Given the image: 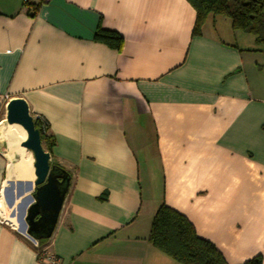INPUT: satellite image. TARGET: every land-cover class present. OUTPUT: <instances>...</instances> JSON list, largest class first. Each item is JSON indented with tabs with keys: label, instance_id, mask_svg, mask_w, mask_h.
Masks as SVG:
<instances>
[{
	"label": "crops",
	"instance_id": "crops-1",
	"mask_svg": "<svg viewBox=\"0 0 264 264\" xmlns=\"http://www.w3.org/2000/svg\"><path fill=\"white\" fill-rule=\"evenodd\" d=\"M195 21L188 0H0V116L25 99L71 175L44 244L0 220V264H41V248L63 264H176L149 240L163 203L226 264H264V49L227 17L200 34ZM1 144L0 196L14 177Z\"/></svg>",
	"mask_w": 264,
	"mask_h": 264
},
{
	"label": "trees",
	"instance_id": "trees-1",
	"mask_svg": "<svg viewBox=\"0 0 264 264\" xmlns=\"http://www.w3.org/2000/svg\"><path fill=\"white\" fill-rule=\"evenodd\" d=\"M196 10L193 34H200L209 15L230 19L233 30L244 31L255 36V42L264 49V0H188ZM95 38L118 50L123 38L115 31L98 27ZM40 130L42 144L49 149L51 138L46 135L48 126L40 118H35ZM47 151V150H46ZM149 240L160 251L168 255L176 264H226V259L218 247L196 232L193 223L182 213L163 203L155 212ZM47 240L39 241L44 244ZM263 255L258 254L244 264H262Z\"/></svg>",
	"mask_w": 264,
	"mask_h": 264
},
{
	"label": "water",
	"instance_id": "water-1",
	"mask_svg": "<svg viewBox=\"0 0 264 264\" xmlns=\"http://www.w3.org/2000/svg\"><path fill=\"white\" fill-rule=\"evenodd\" d=\"M6 122L19 125L26 132L21 146L30 150L34 158L33 202L25 215V227L18 230L33 240L42 241L52 237L70 187L71 175L60 165L51 162V154L46 151L40 130L30 112L25 99H11L6 106ZM4 143L1 148H4Z\"/></svg>",
	"mask_w": 264,
	"mask_h": 264
},
{
	"label": "rangeland",
	"instance_id": "rangeland-1",
	"mask_svg": "<svg viewBox=\"0 0 264 264\" xmlns=\"http://www.w3.org/2000/svg\"><path fill=\"white\" fill-rule=\"evenodd\" d=\"M9 126L10 125L6 122V116L2 117L1 115L0 142L4 143L5 147H7V153H12L11 150L17 151L16 155H14V159L9 163V169L14 168L16 171L15 176L13 178L7 179L4 183L2 190L4 189L5 191V198L3 201H1L0 196V220L8 223L10 222L7 220V213L9 211H12L13 209L19 210V212L21 213H25L27 211V208L29 207L31 199L33 198L32 195L35 191L34 181H28L29 173L22 170V168L20 167V164H24L22 161L27 160L31 163L30 167L32 168V172L34 174L33 154L30 150L21 146L22 141L20 140L19 142L18 140H16L19 138L18 131L16 129H12ZM4 132H8L6 137L1 136V133ZM16 141L18 142L16 143Z\"/></svg>",
	"mask_w": 264,
	"mask_h": 264
},
{
	"label": "bare ground",
	"instance_id": "bare-ground-1",
	"mask_svg": "<svg viewBox=\"0 0 264 264\" xmlns=\"http://www.w3.org/2000/svg\"><path fill=\"white\" fill-rule=\"evenodd\" d=\"M9 127H11L12 129H16L17 131H18V133H19V138L18 139H16V140H18L19 142H20V140L21 141H23L25 138H26V132L19 126V125H10ZM7 134H8V132H4V133H1V136H3V137H6L7 136ZM10 134V133H9ZM11 136V135H10ZM18 141H16V143L18 142ZM18 147H20V146H18ZM20 149V148H19ZM22 150V149H21ZM12 151V153H7L6 154V156L8 155V158H9V160L10 161H12L13 159H14V155H16V150L14 151V150H11ZM24 164H20V167L22 168V170H24V171H26L27 173H29V179H28V181H30V182H33L34 181V174H33V170H32V168L30 167L31 166V163L29 162V161H27V160H24V161H22ZM28 164V165H27ZM8 170H9V173H10V175L12 174L13 176H15V169L14 168H12V169H9V167H8ZM11 177H9L8 179H10ZM27 181V182H28ZM4 198H5V191H4V189L2 190V193H1V201H3L4 200ZM33 202V198L31 199V202H30V204ZM29 204V205H30ZM6 212V211H5ZM26 213V212H25ZM25 213H21V212H19V210H16V209H13L12 211H9L8 213H7V220L11 223V224H13V225H15V226H17V225H24L25 226Z\"/></svg>",
	"mask_w": 264,
	"mask_h": 264
},
{
	"label": "built area",
	"instance_id": "built-area-1",
	"mask_svg": "<svg viewBox=\"0 0 264 264\" xmlns=\"http://www.w3.org/2000/svg\"><path fill=\"white\" fill-rule=\"evenodd\" d=\"M4 99L10 100L7 95L5 96ZM36 118L41 119L40 116H37ZM43 125L46 126L47 124L43 121ZM37 255H38L37 256L38 260L41 264H63L61 257L54 252H50L47 248L39 249Z\"/></svg>",
	"mask_w": 264,
	"mask_h": 264
}]
</instances>
